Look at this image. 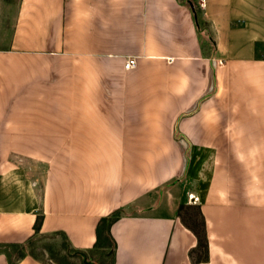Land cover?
<instances>
[{
	"label": "crops",
	"instance_id": "obj_1",
	"mask_svg": "<svg viewBox=\"0 0 264 264\" xmlns=\"http://www.w3.org/2000/svg\"><path fill=\"white\" fill-rule=\"evenodd\" d=\"M182 204L198 264H264V0H0V264H192Z\"/></svg>",
	"mask_w": 264,
	"mask_h": 264
},
{
	"label": "rangeland",
	"instance_id": "obj_2",
	"mask_svg": "<svg viewBox=\"0 0 264 264\" xmlns=\"http://www.w3.org/2000/svg\"><path fill=\"white\" fill-rule=\"evenodd\" d=\"M20 251L32 253L45 264H105L108 262L106 260L102 262L97 254L94 256L96 261L91 260L87 253H85L87 259H84L83 254L69 247L67 239L60 233L35 234L20 247ZM107 256L110 259V254Z\"/></svg>",
	"mask_w": 264,
	"mask_h": 264
},
{
	"label": "trees",
	"instance_id": "obj_3",
	"mask_svg": "<svg viewBox=\"0 0 264 264\" xmlns=\"http://www.w3.org/2000/svg\"><path fill=\"white\" fill-rule=\"evenodd\" d=\"M177 214L180 217L182 223L189 228L197 239V243L195 247L189 250V257L192 264H198L201 261H204L208 257V240L205 230V222L203 215L201 213L200 207L198 205H189L182 204L179 206L177 210ZM118 216L117 213L110 216L109 218H101L97 224L96 234L97 240L95 242V246H100V237L103 234H106L110 240L113 242V254L115 249V242L109 235V227L111 223ZM41 216H37L34 223V231L35 233L39 232L40 224H41ZM62 234V233H60ZM64 235V234H62ZM77 251V250H75ZM79 252V251H78Z\"/></svg>",
	"mask_w": 264,
	"mask_h": 264
},
{
	"label": "built area",
	"instance_id": "obj_4",
	"mask_svg": "<svg viewBox=\"0 0 264 264\" xmlns=\"http://www.w3.org/2000/svg\"><path fill=\"white\" fill-rule=\"evenodd\" d=\"M203 1L200 2V5L203 6ZM136 66V58L132 57V58H127L124 62V68L125 69H132Z\"/></svg>",
	"mask_w": 264,
	"mask_h": 264
}]
</instances>
